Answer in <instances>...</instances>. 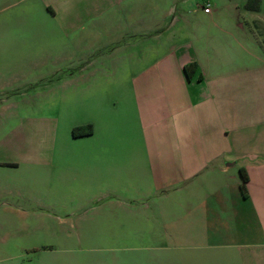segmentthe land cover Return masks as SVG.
I'll list each match as a JSON object with an SVG mask.
<instances>
[{
    "label": "crops",
    "instance_id": "obj_1",
    "mask_svg": "<svg viewBox=\"0 0 264 264\" xmlns=\"http://www.w3.org/2000/svg\"><path fill=\"white\" fill-rule=\"evenodd\" d=\"M90 1L100 15L96 12L97 16L84 15L87 0H43L42 4L48 20L61 28L80 22L97 23L92 32L93 41L99 42L102 35L119 41L123 38L121 33L126 31L130 34L128 37H133L131 48L143 34L149 39L151 35L181 39V27L172 31L178 18L173 14L168 19L170 12L172 15L171 5H161L159 0L153 4L144 0ZM260 5L261 0L243 3L251 11H259ZM203 13L210 14L211 9ZM91 18L98 21H88ZM121 19L125 20L126 27L121 26ZM251 22L262 23L255 18ZM107 23H111L110 28H106ZM210 23L216 25L215 18L210 17ZM227 24L232 26L229 21ZM235 25L242 27L241 22ZM64 36L67 35L64 33ZM214 36L208 37L206 51L193 52L182 60L174 56L175 64L165 63L168 54H163L152 65L143 68L132 65L129 71L133 74L129 79L112 82L115 95L111 103L96 97L78 98L80 111L90 112V118L80 124L89 127L90 132L78 138H89L97 130V134L105 137L100 138V145L75 147L74 155L79 154V159L68 155V146L52 145L54 139L38 147V157L55 161L57 168L69 162L73 177L91 176L94 167L90 165L87 169L85 157L98 167L105 165L103 173L116 178L118 190L122 189L119 194L113 190L70 194L79 200H103L105 207L94 209L93 214L102 217V222L109 220L113 224L114 239L85 247L119 249L135 243L129 231L135 226L136 217L145 215L149 206L144 203L135 208L129 202L136 194L144 195V191L128 195L129 191L124 190L130 188L133 178L145 182L148 179L145 171L150 169L151 162L158 161L163 175L160 174L168 181L160 188L164 190L159 192L158 212L152 217L159 218V226L167 233L164 238L161 236L155 220L147 231L144 220L142 244L159 254L144 256L143 264H264V35L225 31L221 38ZM79 40L84 44V37ZM82 47L91 51L87 58L79 59V68L68 54L57 52L60 58L52 62L55 76L42 84L47 91H55L77 77L80 80L96 74L105 66L101 58L110 61L113 55L117 56L111 46L106 51H95L92 42ZM114 62L111 60L105 70ZM190 62L195 67L187 78L183 65ZM147 79L148 83H144ZM52 81L57 82L55 86L49 85ZM60 99L65 104L76 103L71 98ZM133 116L138 117V124L130 120ZM137 126L141 130L140 144L119 142L120 131L129 132ZM200 135L203 139H199ZM151 141L157 145H149ZM151 152L156 157L150 161ZM239 168L246 175L243 188H240ZM202 169L206 170L202 172ZM197 176H200L199 190L171 191ZM203 177L210 180L203 182ZM154 180L160 184L159 174H155ZM111 205L108 215L105 209ZM85 223L81 217L74 227L78 232L98 230V225L89 228ZM41 260L52 264L89 262L80 257ZM93 263L134 264L130 259L119 258H101Z\"/></svg>",
    "mask_w": 264,
    "mask_h": 264
},
{
    "label": "rangeland",
    "instance_id": "obj_2",
    "mask_svg": "<svg viewBox=\"0 0 264 264\" xmlns=\"http://www.w3.org/2000/svg\"><path fill=\"white\" fill-rule=\"evenodd\" d=\"M42 1L0 0V264H52L47 260L42 261L41 258L69 257L87 259L88 264H95L93 262H98L101 258L130 259L134 264H143L144 256L159 254L155 253L153 248L142 244L144 220L147 223V231L151 230L150 224L155 220L161 236L164 238L167 233L159 226V218L152 217L158 212L159 192L164 190L160 188L168 181L162 176L160 162H151L150 169L145 171V175H148L145 182L138 180V177L133 178V181L129 182L130 188L124 190L129 191L128 195L144 191V195L136 194L134 200L129 202H132L135 208L144 203L149 206L145 215L136 217L135 226L129 231V234L134 236L135 243L131 247L119 249H96L84 245L94 246L95 244L89 243L114 239L113 224L109 220L102 222V217L93 214L94 209L105 207L104 201L79 200L70 194L107 190L118 191L119 194L122 189L118 190L117 179L109 173H103L105 165H99V168L94 162L90 163L87 157L84 158L87 169L90 165L94 167L91 176L84 174L73 177L70 175L69 162L57 168L55 161L39 158L37 149L48 145L51 139H54L52 145L68 146V155L79 159V154L74 155L75 147L100 145V138L105 137L102 133L97 134L99 130L85 139L71 134L74 127H79L81 131L86 130L85 125L80 124L85 123V118H90L89 111H80L78 98L96 97L111 103L115 95L112 82L129 79L133 74L129 71L132 65L135 68L152 65L155 59L163 54H168L165 63L175 64L174 56L182 60L190 54L193 55V52L206 51L210 35L221 38L225 31H229L256 35L261 33L263 36L264 0H261L259 11L247 10L243 6L245 0H159L161 5H171L172 15L170 12L168 19L173 14L178 18L172 31L181 27V39H164V36L155 35H151L149 39L147 34H143L140 39L135 40L133 48L130 45L133 37H128L130 34L127 31L121 33L123 38H119V41H112L111 37L102 35L101 40L97 42L93 41L92 33L97 23L80 22L71 26L63 25L61 28L57 23L48 20V13ZM144 1L158 3L157 0ZM204 4L211 9L210 14L203 13ZM85 9L84 15H100L97 7L94 8L93 1L87 0ZM118 10L121 8L115 12ZM106 15L112 17V14ZM210 17L215 18L216 25L210 23ZM251 18L262 23L251 22ZM88 21L98 19L91 18ZM228 21L232 26H228ZM124 22L125 20L121 19V26H125ZM237 22H241L242 27H236ZM110 25L111 23H107L106 28H110ZM64 33L67 36H64ZM78 37H84V44ZM91 42L95 51H106L110 46L115 49L117 56L113 55L111 58L115 62L105 70L111 60L101 58L105 64L100 69L102 71L91 73L87 78L80 80L77 77L61 84L55 91H47L42 84L48 77L55 76L52 75V62L60 58L57 52L68 54V58L79 68L78 62L87 58L88 52L91 51L82 46ZM114 69L117 71L113 72ZM148 81L149 79L144 83ZM56 83L52 81L49 85L55 86ZM94 84L97 85L94 87ZM33 98L35 99L30 103ZM60 98H71L76 100V103L65 104ZM56 119L58 121L54 124ZM130 120L138 124L137 116ZM140 133L139 126L132 127L129 132L120 131L119 142L140 144ZM199 139L203 137L200 135ZM108 142L110 143V140ZM149 145L157 144L151 141ZM155 157V152H151L150 161ZM156 173L159 174L160 184L154 180ZM78 174L80 173L75 175ZM199 177H194L189 183L171 191L199 190ZM209 180L203 177L201 181ZM111 209L112 205L105 209L108 215L111 214ZM81 217L85 219L87 227L98 225V230L78 232L74 225Z\"/></svg>",
    "mask_w": 264,
    "mask_h": 264
},
{
    "label": "trees",
    "instance_id": "obj_3",
    "mask_svg": "<svg viewBox=\"0 0 264 264\" xmlns=\"http://www.w3.org/2000/svg\"><path fill=\"white\" fill-rule=\"evenodd\" d=\"M252 1H254V0H252ZM194 67H195L194 62H190L188 64L183 65V71H184V74L187 78H190L191 72L194 69ZM89 132H90L89 127H87L86 130H84V131H81V129L79 127H74L71 131V134L73 136H76V135H81V134L89 133ZM239 175H240V179H241L240 188H243L244 182L246 181V175H245V172L242 168H239Z\"/></svg>",
    "mask_w": 264,
    "mask_h": 264
},
{
    "label": "built area",
    "instance_id": "obj_4",
    "mask_svg": "<svg viewBox=\"0 0 264 264\" xmlns=\"http://www.w3.org/2000/svg\"><path fill=\"white\" fill-rule=\"evenodd\" d=\"M208 9H209V8H208L207 5L203 7V11H204V12H208Z\"/></svg>",
    "mask_w": 264,
    "mask_h": 264
}]
</instances>
